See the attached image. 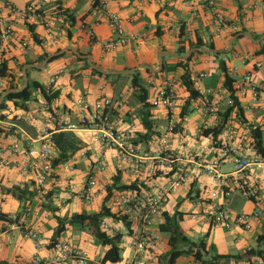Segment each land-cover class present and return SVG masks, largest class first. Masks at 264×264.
<instances>
[{"label": "crops", "instance_id": "0c3cea01", "mask_svg": "<svg viewBox=\"0 0 264 264\" xmlns=\"http://www.w3.org/2000/svg\"><path fill=\"white\" fill-rule=\"evenodd\" d=\"M11 2L16 7L44 3L48 10L46 20L49 26H46L44 21L33 17L26 20L19 19L14 25L13 39L6 43L9 49L5 53V59L8 62L10 73L17 83L23 76L22 65H28L29 61L32 62L30 64H37L35 61L45 52H49L51 55L58 49L62 50L68 46L75 47L81 54L91 55L94 64L100 69L102 66L100 67L98 63L102 64L105 62V57H108V65L102 68L104 71H123L126 68L134 69L142 65L157 69L159 67L156 59L157 54L162 51L177 53L180 47L179 34L182 27L185 29V44L201 39L205 43H213L219 53L239 55L244 65L243 69L233 67L231 62L225 59L235 80L251 73L254 81L258 83L264 81V0H219L220 7L227 19V25L223 27L217 26L210 13L198 10L197 3L193 0H153L152 2L105 0L107 6L100 13L95 11L91 0H11ZM60 8L62 9L60 10ZM195 10L198 12L196 16L193 14ZM64 11L76 18L74 27H71L69 18L63 14ZM5 13L8 14V11L5 10ZM111 14H117L123 19L126 30L130 35L137 37V42L132 41L129 46L106 52L104 44L112 37L109 24ZM181 15L187 18H182ZM8 18L12 19L13 17L8 15ZM29 24L35 26L36 33L43 41L41 45L35 43L28 28ZM243 29L247 31L243 32ZM69 30L72 32L71 39L68 38ZM246 33H250L251 37ZM155 38H160L162 42L150 45L148 41ZM100 41H104V43L102 44ZM23 43L27 44L24 48L22 47ZM90 47L95 52L89 51ZM260 51L263 52L258 54ZM68 52L72 51L65 53ZM194 52L197 53L190 63L192 77L204 75L203 78H200V82L196 83L198 91L202 95L192 106L193 112L198 111L196 118H190V115L184 119L180 117L189 94L177 73L165 72L159 79L144 75L145 79L154 85L150 89V100L155 97L157 89L164 83H170L177 94L178 106L175 116L176 123L180 124L181 128L170 136L167 149L180 157L172 166L168 164L158 166L156 173H152L146 167L136 170L131 165L123 163L115 149L96 143L94 141L95 132L92 129L79 128L72 132L83 141L85 148L67 162V164L73 165V170H66L64 168L66 163L54 167L45 187L46 194L41 196L36 192L33 201L24 204L7 192V189L14 186L21 189L29 187L30 191H36V189L30 177L21 171L22 157L17 154L10 155L9 151L12 145L16 142L25 147H40L43 129L50 128L53 133H56L58 132L57 123L61 120L80 125L79 99H83L87 103L86 114L90 116L95 114L94 106L101 95L114 98L113 85L104 78H93L89 70L83 69V63L77 62L73 56L65 55V57L56 60L55 62L60 64L46 78L38 73L44 68L41 70L34 68L35 70L31 71L30 79L39 81L45 90L49 87L48 83L51 77L56 74L60 75L55 88V92H59V96L50 106L56 116L50 120L49 107L41 92L34 94V99L27 104L28 110L18 108L14 102L9 101L6 109L0 112V117L4 116V119L1 118L0 125L7 129V132L0 133V149L3 153V165L0 168V261L9 264H34L37 253L42 257L53 255L55 252L51 241L59 224L58 218H69L75 213L84 211L93 214L101 211L104 205L114 213L113 197L120 191L114 192L109 202L105 203V199L108 194L107 187L113 183V178L118 173L122 175L123 184L139 183L140 200H145L161 189H170L177 173H183L185 176V180L177 187V190L169 194V201L162 213L155 218V227L161 234V242L132 264H160L162 257L169 253V234L161 232L160 226L165 222L164 213L173 214L181 201L179 210L185 213V217L180 226L181 232L186 236H188L187 230L192 231L195 225L207 226V234L209 233L210 239L226 241L229 245V254L222 255H242L245 251L257 247L258 238L264 235V207L255 201L244 199L238 191L228 198L222 196L212 198L211 193L215 190L213 179L197 171L196 165L189 157L195 148L214 144L215 140L223 138L226 128H229V121L234 128V136H242L244 139L240 141L237 139V142L241 144L240 142L247 141L252 145V153H255L250 128L252 126L259 127L264 136V113L256 109L251 98L248 97L239 98L244 110L243 119L239 118L237 110L228 115L227 112L230 108L227 105L228 93L224 88V76L219 70V59L214 53L198 50ZM179 59L181 58L165 56L164 63L174 64ZM259 62L263 64L262 67H257ZM145 68H141L140 71L144 73ZM10 79L8 78V82ZM207 90H212L215 93L211 97L217 103L218 113L215 117H209L202 104L204 92ZM122 97V101L114 105L116 112L107 116L109 123L131 133L133 137H136L137 133H145L146 130L140 117L141 104L134 89L126 87ZM152 115L154 130L161 136L168 128L167 111L163 107H157L152 111ZM10 126L12 127L10 128ZM216 127H220L221 130L218 136L213 133L204 136V130ZM10 130L12 131L8 132ZM160 136H155L148 145L139 144V148L145 155L154 156L163 148ZM56 156L54 152V158ZM99 157L102 162L98 161ZM230 170H232V166ZM262 178L261 189H264V174ZM90 180H95L97 183L94 189L96 196L92 201H88L85 197V188ZM192 185H195V188L200 191V198L197 200L187 199ZM211 205H228L236 213L261 211V216L252 221L253 228L249 231L239 226L225 229L221 226H213L207 221L206 212ZM27 207L32 208L31 213L26 212ZM13 215L20 216V219L26 221L28 227L38 230L43 237V250L37 252L31 239L24 237L19 228L10 227L9 218ZM130 220L133 223L131 233L114 218L104 219L108 225L107 229L104 228L106 231L111 235L117 233L124 235L120 245L124 256H122L121 262L115 264L127 262L132 252V242L142 229L137 218L131 216ZM86 227L85 225L75 228L67 225L65 233L59 241L70 242L86 252L89 257L88 264H92L95 258L102 264V258L108 248L101 243L93 250L84 248L90 241ZM16 231L19 232V237L15 240ZM207 246L209 245L207 244ZM101 247L103 249H100ZM232 250H236L235 253L231 252ZM233 263L232 260L231 264ZM66 264L75 263L67 262ZM176 264L200 263L195 261L193 256H183ZM240 264L264 263L259 257H251Z\"/></svg>", "mask_w": 264, "mask_h": 264}, {"label": "built area", "instance_id": "2783aa9c", "mask_svg": "<svg viewBox=\"0 0 264 264\" xmlns=\"http://www.w3.org/2000/svg\"><path fill=\"white\" fill-rule=\"evenodd\" d=\"M93 8L96 12L105 10L107 3L105 0H91ZM152 2L153 0H145ZM161 1V0H157ZM197 3L198 10L210 13L217 23L218 27L227 25V19L222 11L219 0H193ZM8 11V14L5 13ZM48 13L47 6L28 4L24 7H16L11 0H0V66L5 59V53L8 51L6 43L13 39L15 33V23L17 20H26L33 17L45 22L49 26L46 15ZM194 16L198 14L195 10ZM12 15V19L8 18ZM112 37L104 44L106 52L116 51L119 48L129 46L132 41L137 42V37L130 35L125 27V22L117 14H111L109 17ZM27 44L23 43L22 47ZM261 62L257 63V67H262ZM62 73V72H61ZM200 77H192L195 83L200 82ZM60 75L56 74L49 80L48 94H53L56 90ZM8 78L0 76V98L8 86ZM235 95L238 98L250 97L256 109L264 113V81L258 83L254 81L252 74L248 73L242 78L235 80ZM228 93V92H227ZM215 93L212 90L204 92L202 100L203 107L209 117H215L218 113L217 103L211 98ZM47 101V100H46ZM51 103H46L49 107V118L54 119L56 114L50 107ZM154 107H163L167 111L168 128L160 136L163 148L154 156L145 155L132 141L131 133L123 131L113 126L107 120L105 111L113 105V99L106 95H101L95 104V114L87 116V103L83 99L78 100L80 107V125L71 121H58V132L60 131H76L77 129H92L95 132L94 141L103 147L113 148L118 152L120 160L131 165L136 170L149 168V171L156 173L158 166L168 164L172 166L176 159L180 156L175 152L167 149L170 136L175 133L176 116L175 110L178 106L177 94L170 83H164L159 86L155 97L151 99ZM234 101L228 93L227 105L232 107ZM229 121V128H226L225 135L219 140H215L214 144L201 145L195 148L189 159L196 165L197 171L210 176L215 184V190L211 193L212 198L222 196L230 197L235 191H238L246 200H252L264 207V189H261L263 183L262 175L264 174V155L252 153L251 144L247 141L237 142L242 136H234V128ZM2 119L0 117V124ZM12 126H10L11 128ZM54 133L50 128L43 129L41 133L40 147H25L19 143H14L10 148V155L17 154L22 157L21 171L24 175L29 176L36 192L44 196L46 194V184L54 170ZM254 142V140H253ZM2 151L0 149V168L3 165ZM85 154L83 153V156ZM99 162L101 158L98 159ZM231 165L232 170L223 171V167ZM66 170H73V165L64 164ZM183 173H177L175 181L170 189H161L150 195L145 200L135 198L130 192L120 191L113 197V205L115 207L114 214L121 216H134L140 222L142 229L132 242V252L127 262L123 264H132L140 257L144 256L149 250L154 248L161 242L162 237L159 230L155 227V218L159 216L167 202L169 194L177 190L185 180ZM95 180H90L85 188V197L88 201H92L95 196ZM32 208L27 207L26 212L31 213ZM38 215V213H37ZM261 211L253 213L240 212L236 213L228 205H211L206 212L207 221L213 226H221L225 229H232L234 226L242 227L245 230L253 228L252 221L259 219ZM10 227L19 228L24 237L33 241L37 252L44 248L43 237L37 229L27 226L26 221L13 215L10 218ZM126 228L124 222L119 221ZM102 226L107 229L108 225L103 220ZM127 230V228H126ZM128 231V230H127ZM126 231V232H127ZM54 254L48 257H42L38 253L35 255L34 264H66L72 262L75 264H88L89 257L86 252L67 241H59L53 246Z\"/></svg>", "mask_w": 264, "mask_h": 264}, {"label": "trees", "instance_id": "16d2710c", "mask_svg": "<svg viewBox=\"0 0 264 264\" xmlns=\"http://www.w3.org/2000/svg\"><path fill=\"white\" fill-rule=\"evenodd\" d=\"M61 9L62 8H60V10ZM63 14L67 18H69L71 27H74L76 24V18L74 17V15H69L66 13V11H64ZM28 28L32 34L35 43L41 45L43 41L39 38L38 34L36 33L35 26L29 24ZM246 31H247L246 29H243V32ZM184 36H185V29L184 27H182L181 32L179 34L180 47L177 50V54L181 56H185L188 54L190 50L197 49L200 47L216 49V46L213 43H205L201 39H197L195 42L192 41L189 42L188 44H185L186 39ZM68 38L69 39L72 38L71 30H69L68 32ZM60 51L61 49H58L56 53ZM262 52L263 51H260L258 54H261ZM196 53L197 52H193L190 58L188 59L181 58L177 61V63L174 64H167L165 62L162 71L159 73H155L151 71L149 68H145L144 73L138 70L131 74L116 75L117 77L116 82L113 86L114 89L113 105L105 111V116L110 115V113L114 114L116 112V109H114V105L117 102L122 101L123 99L122 94L123 91L126 89V87L129 86L130 88L134 89L135 95L141 104L140 117L142 118V122L146 132L137 133L136 137H133L132 141L135 145H139V144L148 145L155 136H160V133L154 130V123L152 120V116H153L152 111L156 107H154L151 103L150 89L154 85L149 81H147L144 75H147L149 78L159 79L161 75L165 72L167 73L175 72L178 74L179 80L181 81V83L186 88L189 94V96L185 100V104L180 113L181 119H184L193 112L192 111L193 103L202 96L201 93L198 91V87L196 83L192 81L193 75L190 67V63L193 60ZM72 54L74 55L77 62L83 63V67H84L83 69L89 70V73L93 78L99 77L109 80L111 77H113V75H106L96 69H93L87 59H81L74 53ZM49 55H50L49 52H45L35 61V63H40L44 61ZM65 55L66 53H64L61 56L53 58L50 61V63L64 57ZM222 55H224V53L215 54L217 59H219V70L222 72L224 76V88L229 93L230 98H232L234 101L233 106L228 109L227 113L228 115H230L234 110H237L239 118L243 119L244 110L242 108L239 98L236 97L235 95V88H234L235 79L231 74L230 68L228 67L225 58H221ZM30 63L32 62L29 61V64ZM23 67L24 65L21 66V71L23 70ZM31 70H35V69L34 68L28 69L29 84L27 88H25L20 93L9 94L0 104V106L4 105L6 101H10V102H14L16 107L28 110L29 108L27 104L34 99V94L37 92H41L45 96L48 103H51L52 101H54V99L58 98L59 92H54L53 94L50 95L39 81L30 79ZM125 70H130V69L126 68ZM0 76L4 78H11L4 93L9 90L17 89L21 87V84H23V77H21L18 83L15 82V78L10 73V68L8 66L7 61H4L3 64L0 66ZM1 118L4 119V116H1ZM180 128H181L180 124L177 123L175 132L179 131ZM250 130H251L252 138L254 140L253 144L255 150L257 151V153L264 155V143H263L262 131L260 130L259 127L256 128L253 126L250 128ZM11 131L12 130L8 132ZM5 132H7V129H5L3 126L0 125V133H5ZM203 132H204V136H209L212 133L215 136H218L221 130L220 127H216L213 129H206ZM53 142H54V151L57 155L53 161L54 167L69 162L74 158V156L77 153H79L85 148V144L83 143V141L74 132L71 131H60L54 133ZM116 191L130 192L137 199H139V196L141 195V188L139 183L133 182L131 184H123L121 173L115 175V177L113 178V183L107 187L108 194L105 199V203L110 201V199L114 195V192ZM7 192L12 194L14 197H16L24 204H26V202L28 201H33L34 197L37 194L36 191H30L29 187L21 189L20 187L17 186L7 189ZM199 198H200V191L195 188V185H192L191 191L187 195V199L197 200ZM181 204L182 201L178 203L177 210L173 214L164 213L165 222L160 226V231L169 234L168 243L170 246V251L166 256L162 257L160 264H176L177 261L183 256H193L195 258V261H197L200 264H222V263L231 264L232 260L234 261L233 264H240L241 262H244L246 259L251 257H259L263 260L264 263V235L258 238V245L256 248L249 249L245 251L242 255H237V256L216 255L213 257H209L207 252V242L205 239H203L199 244L192 243L191 239L181 232L180 224L181 222L184 221V217H185V213L179 210ZM109 217L114 218L117 221L124 222L129 233L132 232L133 223L130 220L129 216L127 215L121 216L119 214H114L111 212L110 208L104 205L101 211L93 214H89L86 211H84L82 213H75L69 218H58L59 224L56 230L54 231V235L51 241V246H55L56 243L60 240V238L66 231L67 225L81 226V227L86 225V226H90L93 229L96 239L103 246L108 248V250L105 252L102 258V264L119 263L122 260L120 245L122 243L124 235L121 233L111 235L108 231L104 229V227L102 226V222L105 218H109ZM18 218H20V216H18ZM208 236L209 233L206 235V238ZM0 264H9V263L0 261Z\"/></svg>", "mask_w": 264, "mask_h": 264}, {"label": "rangeland", "instance_id": "374dc122", "mask_svg": "<svg viewBox=\"0 0 264 264\" xmlns=\"http://www.w3.org/2000/svg\"><path fill=\"white\" fill-rule=\"evenodd\" d=\"M181 17L182 18H187L184 15H181ZM172 24H174V22ZM151 26L153 27V23H152ZM100 42L102 44L104 43V41H100ZM160 42H162V40L160 38H155V39H152V40L148 41V43L150 45L151 44H159ZM145 47H147L146 44H145ZM90 50L92 52H95L92 49V47H90L89 51ZM66 55L74 57V55L72 53H70V52H68ZM158 55L159 54L156 55V59H157V64L159 65V63H158ZM168 58H170V57H168ZM221 58H225L228 62L230 61L231 64L233 65V67H236L237 69H243L244 68V65L242 64V60L239 57V55H236L234 53H231V54L228 53V54L222 55ZM55 61L49 63L41 72L37 71L40 74V76H42L44 78L48 77L49 73H51L52 70L56 69L57 65L60 64V63H56ZM98 65L100 67L102 66L101 69L106 67L108 65V57H105V62H103L102 64L98 63ZM31 71H34V70H31ZM116 78L117 77L113 75V77H111L107 81L114 86V84L116 82ZM152 92H154V91H152ZM8 102L9 101H6L4 103V105L0 106V112H2L4 109H6ZM196 117H198V111L195 110L192 114H190V118H196ZM263 142H264V136H263ZM37 147H39V146H37ZM230 168H231V166H229V165L225 166V167H223V171H229ZM74 227L76 228L77 226H74ZM86 228H87L88 233L90 235V241L87 243V245L84 246V248H86L88 250H93L95 247H97V246H99L101 244L96 239V236L94 234L93 229L90 226H87ZM193 228L194 229L192 231L190 229L187 230V235L191 239L192 243H196V244H199L203 239H205L207 244L209 245V246H207V251H208V254H209L210 257L216 256V255H222V254H226V253L229 254V245L227 244L226 241H219L218 239L215 240L213 238L210 239L209 236L206 238L207 226L195 225ZM263 232H264V230H263ZM255 234L257 235L258 233L256 232ZM18 237H19V232L16 231L14 239L16 240V239H18ZM253 246H256V244H253ZM100 249H103V248L101 247ZM235 251L236 250H232L231 252L235 253ZM121 254H122V256H124V251H122ZM184 260H185V258H184ZM92 264H100V261L95 258V260H94V262Z\"/></svg>", "mask_w": 264, "mask_h": 264}, {"label": "water", "instance_id": "95a60500", "mask_svg": "<svg viewBox=\"0 0 264 264\" xmlns=\"http://www.w3.org/2000/svg\"><path fill=\"white\" fill-rule=\"evenodd\" d=\"M248 36L251 37V34L250 33H246ZM202 51V52H208V53H214V54H217L219 53L218 50L216 49H210V48H207V47H200V48H197V49H192L188 52L187 55L185 56H181L177 53H174V52H170V51H162L161 53H159L158 55V63H159V67L157 69H154L153 67H150V66H147V65H142L140 67H137V68H134V69H130V70H123V71H104L100 68H98L93 60H92V56L91 55H83L81 54L75 47H72V46H68L64 49H62L60 52H57V53H54V54H51L49 55L44 61L40 62V63H37V64H28L26 66H24L23 68V78H24V84L22 87H19L17 89H13V90H9L7 92H5L1 98H0V104L3 102V100L9 95V94H12V93H20L22 92L25 88H27L28 84H29V75H28V69L30 68H35V69H38V70H41L43 68H45L49 63L50 61L55 58V57H58V56H61L63 55L65 52L67 51H72L75 55H77L79 58L81 59H87L89 64L91 65V67L93 69H96L106 75H125V74H130V73H134L138 70H140L141 68L143 67H146V68H149L151 71L155 72V73H159L162 71L163 67H164V57L165 56H174V57H180V58H183V59H188L190 58V56L192 55V53L194 51Z\"/></svg>", "mask_w": 264, "mask_h": 264}]
</instances>
